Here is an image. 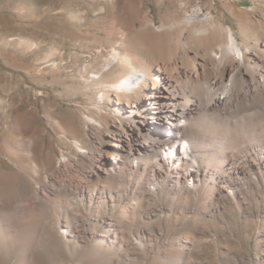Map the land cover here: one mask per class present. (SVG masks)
<instances>
[{"label":"bare ground","instance_id":"bare-ground-1","mask_svg":"<svg viewBox=\"0 0 264 264\" xmlns=\"http://www.w3.org/2000/svg\"><path fill=\"white\" fill-rule=\"evenodd\" d=\"M220 3L236 16L240 35L197 7L185 24H171L169 32L152 42L159 58L150 66L111 48L94 73L95 84L102 86L98 90L102 105H94L85 126L103 130L115 143L105 149L102 142L96 154L89 151L87 157L94 161L88 165L75 163L85 172L81 180L42 177L44 168L35 164V173L45 183L41 194L19 174L16 199L36 205L56 198L53 228L72 258L83 250L79 241L88 238L93 245L87 257L79 256L81 262H97L107 251H116L143 260L154 253L159 257L156 264H201L186 254L215 238L206 226L162 242L160 253L165 231L155 221L167 220L170 214L180 223L200 215L219 221L251 218L261 238L258 253L264 255V39L252 31L259 28L264 36V16L254 25L252 7L237 10L231 0ZM190 44L203 50L206 57L200 64L187 55ZM111 95L117 104L113 115L103 106ZM116 121L119 128L112 133L109 122ZM157 133H164L158 141ZM180 140L189 142L190 160L179 153L169 160L163 150ZM75 142L76 148L86 150L78 139ZM30 145L31 139L21 140L17 149L34 161ZM101 179L117 181L118 186L111 190ZM13 199L0 190V210ZM161 199L165 203L159 204ZM205 201L208 207L201 212ZM223 240L228 252L230 242Z\"/></svg>","mask_w":264,"mask_h":264},{"label":"rangeland","instance_id":"rangeland-1","mask_svg":"<svg viewBox=\"0 0 264 264\" xmlns=\"http://www.w3.org/2000/svg\"><path fill=\"white\" fill-rule=\"evenodd\" d=\"M231 4L237 10L252 7L254 25L264 16V0H231ZM197 7L218 16L225 27L230 25L239 35L242 33L236 16L224 10L220 0H0V190L14 197L2 210L5 213L0 210V264H109V259L110 264L157 263L159 257L154 253L143 260L137 254L125 256L116 251H107L97 262H81L79 258L87 257V249L93 245L86 241L88 238L79 241L83 250L72 258L53 228L56 198L30 205L25 199H16V189L21 186L22 175L41 194L45 192L35 164L44 168L42 177L52 174L75 182L84 177L78 162L88 165L94 157L87 154L98 153L102 142L105 149L115 143L103 130L85 126L87 115L101 102L98 90L102 86L95 84L94 73L112 47L150 66L153 59L159 58L152 51V42L169 32L171 24H185ZM252 31L264 39L261 29L255 27ZM190 48L187 55L196 57L200 64L206 57L203 50L194 44ZM115 100L111 95L103 105L112 115ZM146 124L152 125L150 119ZM118 125L119 121L109 122L112 133ZM74 127H78L76 133ZM163 135L157 133L155 139ZM27 139H31L34 161L24 158L17 149L18 142ZM75 139L87 151L76 148ZM101 183L111 190L118 186L117 181L101 179ZM160 202L165 203V199ZM207 207L205 201L199 209L203 212ZM164 211L169 214L167 207ZM200 216L180 223L170 214L167 220L163 217L155 221L165 231L158 245L160 253L162 242L206 226L207 233L215 238L210 244H202L200 250L187 253L186 258L201 264H264V255L257 250L261 238L253 219L219 221ZM261 233L264 237V231ZM223 239L230 242L228 252Z\"/></svg>","mask_w":264,"mask_h":264},{"label":"built area","instance_id":"built-area-1","mask_svg":"<svg viewBox=\"0 0 264 264\" xmlns=\"http://www.w3.org/2000/svg\"><path fill=\"white\" fill-rule=\"evenodd\" d=\"M163 153L167 154L169 160H175L176 158L174 159L173 157L174 155H178V153L179 155H181V157L189 159V155L191 153L189 142L186 140L171 142L166 145V148L163 150Z\"/></svg>","mask_w":264,"mask_h":264}]
</instances>
